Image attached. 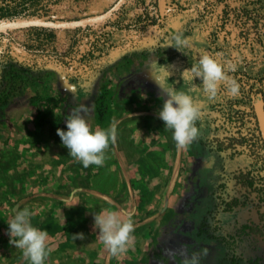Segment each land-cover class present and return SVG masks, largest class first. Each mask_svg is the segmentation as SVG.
Instances as JSON below:
<instances>
[{
  "label": "rangeland",
  "instance_id": "1",
  "mask_svg": "<svg viewBox=\"0 0 264 264\" xmlns=\"http://www.w3.org/2000/svg\"><path fill=\"white\" fill-rule=\"evenodd\" d=\"M114 2L41 0L50 7L49 15L0 21L75 19L96 15ZM26 28L3 31L5 37H0V54L9 51L15 59L34 63L38 77L9 85L7 98L0 99V263H13L23 256L21 250L14 256L17 248L7 235L8 221L15 211L27 207L33 213L30 222L34 227L43 223L40 226L44 228L68 227L85 234L89 221L80 216L87 217L89 197L93 196L89 180L94 177L112 183L120 178L116 168L113 173L104 169L95 173L98 166L84 168L68 154L57 129L67 131L70 110L81 103L89 106L85 119L93 130L116 124L117 139L109 149L119 150L127 160L122 162L126 170L128 159L132 160L126 154L135 152L134 143L152 134L156 138L172 132L158 116L167 97L161 96L154 78L165 88L187 91L191 85L183 81L181 73L207 52L226 66L235 67L228 74L239 84V94L226 95L223 85L212 99L199 90L190 93L201 107L196 121L200 135L191 143L197 164L190 172L181 170L180 178L187 180V189L179 209L167 203L144 206L150 212L167 215L158 222L160 230L155 234L162 242L154 241V248L166 253L167 249L187 248L199 258L203 256L208 262L205 264H213L229 250L264 264V235L251 232L247 226L259 223L264 189L245 187L234 177L241 170L250 171L259 178L257 186L264 185V156L255 162L248 145L220 148L216 144V138L241 132L248 141L252 138L263 144L260 153L264 155V0H125L99 23L49 28L52 32ZM174 34H182L189 41L181 49L183 53L167 47ZM193 83L199 85L202 80L196 77ZM147 169L140 163V173ZM71 192L78 196L79 205L65 208L67 201L62 199ZM210 192L218 202L233 197L239 202L230 211L207 215L205 223L216 238L199 233L204 214L212 208ZM140 202L143 207V200ZM77 212L80 216L74 219ZM168 215L186 220H167ZM155 222L147 223L142 231H149ZM84 237L80 239L83 245L88 240Z\"/></svg>",
  "mask_w": 264,
  "mask_h": 264
},
{
  "label": "crops",
  "instance_id": "2",
  "mask_svg": "<svg viewBox=\"0 0 264 264\" xmlns=\"http://www.w3.org/2000/svg\"><path fill=\"white\" fill-rule=\"evenodd\" d=\"M132 146L135 152H129L130 156L126 154L127 159L128 157L132 159L131 161L128 159L126 170L122 162L127 160L123 155H119V150L108 148L103 166H98L99 168L95 171V173L101 172L104 169L106 173H108V170L113 173L116 168V171L120 174V178L116 179V182H101L94 177L89 180V189L93 196L89 197L87 217L80 216L78 212L73 215L74 219H78L80 216L81 218H87L89 221V229L84 234L88 240L83 242L84 245L81 244L80 239L74 240L73 235L76 232L68 230V227H58L56 230L44 228L43 225L40 226L43 223H38V226L35 225V227L48 232L47 248L49 249V255L44 264H183L185 256L181 255L182 251L189 258L193 255L187 248L185 250L180 248L167 249V253L161 248L155 249L153 242H162V237L155 234L156 230H160L158 222L164 221L165 219L160 217L167 215L161 212H150L149 208L144 207L158 206L162 203H167V206L175 207V209L181 207L179 204L186 200L183 192L185 193L187 189V180L180 178L181 170L184 168L185 172H190L197 164L191 144L178 149L171 132V134L156 135V138L152 134L148 138L137 141ZM115 152L117 153L116 157ZM158 162L163 163L161 168L156 171V167L159 165ZM140 163L148 168L145 174L139 172ZM82 188V186L77 187L78 190H82ZM62 200L67 201L64 204L65 208L71 205H79L78 196H73L72 192L70 196L68 195L67 198ZM141 200H143V207H140ZM105 209L120 213L122 220L127 219L130 215L134 223V232L131 234L133 239L126 246L124 252L115 256L99 241L98 229L94 227V214H98ZM168 217L167 220H186L176 215V218L172 215H168ZM58 219L61 221L60 218ZM151 221L157 223L155 222V225H152L153 227L149 231H142V227ZM150 240H152L151 243ZM19 251L20 249H16L13 252L14 256ZM155 252L158 255L154 256ZM215 255L220 256L219 254ZM53 257L54 259H51ZM205 263L208 262L205 261L203 256L199 258V264ZM8 264H30V262L21 256L18 261Z\"/></svg>",
  "mask_w": 264,
  "mask_h": 264
},
{
  "label": "clouds",
  "instance_id": "3",
  "mask_svg": "<svg viewBox=\"0 0 264 264\" xmlns=\"http://www.w3.org/2000/svg\"><path fill=\"white\" fill-rule=\"evenodd\" d=\"M189 41L182 34H174L167 43V47H174L180 52L187 47ZM183 53V52H182ZM235 70L233 65L221 63L215 56L202 52L196 63L190 69H184L182 79L191 87L187 91L177 90L174 87L165 88L158 78H154L161 89V96L167 97L162 108L158 111L159 118L167 129L172 130V138L178 149L187 147L196 140L200 133L196 121L201 116V107L190 95L192 91H202L205 96L215 98L223 85L225 94L234 97L239 94V84L228 71ZM199 77L202 83H193ZM90 107L79 104L73 107L67 118V131L57 129V135L62 144L68 149V154L81 162L84 168L90 165L103 166L106 159V150L117 139L116 124L113 122L107 129L97 127L93 130L85 119ZM32 212L25 207L15 211L14 217L8 221L10 237L9 243L22 251L23 257L30 264H44L49 249L47 248L48 232L34 227L30 222ZM121 214L109 209L94 214V227L98 229L99 241L115 256L126 250V246L133 239L134 223L130 217L122 220ZM75 239H84L83 233L73 235ZM207 254V250L203 251ZM185 256L183 264H199V254L193 253L189 258Z\"/></svg>",
  "mask_w": 264,
  "mask_h": 264
},
{
  "label": "trees",
  "instance_id": "4",
  "mask_svg": "<svg viewBox=\"0 0 264 264\" xmlns=\"http://www.w3.org/2000/svg\"><path fill=\"white\" fill-rule=\"evenodd\" d=\"M41 0H0V19L1 18H15V17H24V16H46L50 14V7L44 6L40 3ZM246 12L248 9L243 8ZM88 26V25H87ZM33 29H41L43 31L52 32L53 29H49L46 27H32ZM31 28V29H32ZM30 29V28H26ZM22 29V30H26ZM7 32H11L8 30ZM0 37H5L4 32H0ZM8 48V47H7ZM6 51V50H5ZM44 51V50H43ZM53 52V51H52ZM34 67L36 65L34 63H30L27 60H19L15 59L9 51L3 52L0 54V99L2 97L7 98L10 89L6 91V87L9 85H17V83H24L28 79H38L37 76L34 75ZM38 69V68H37ZM7 78L6 84L3 86V80ZM40 78V77H39ZM17 79V80H16ZM264 83V75L261 77ZM16 80V82H15ZM16 83V84H15ZM10 86V87H12ZM4 91H6L4 93ZM4 93V95H2ZM4 98V99H5ZM216 144L220 148L232 147L237 144L240 145H248L250 149V155L253 157L255 162H258L264 155L260 153V149L263 147V144L258 143V141L252 138L247 139L246 135L243 133H239L237 136L227 135L222 138H216ZM221 166V165H220ZM236 181L240 182L245 187H251L254 190L264 189V185H258V176H255L250 171H239L234 174ZM208 189L212 190L213 185H208ZM211 193V192H210ZM264 197V191H263ZM209 203L212 205V208L209 209L199 225V233H205L207 237L216 238L217 235L214 233L213 229L206 225L205 219L209 213L212 211H230L234 206L238 205L237 198H232L230 200H224L222 202H218L217 199L210 194ZM251 232L264 235V209L259 212V223L256 224H248L247 225ZM220 239H224L220 234ZM213 264H258L257 259L252 258H244L242 254L234 253L231 251H227L225 255L216 258L213 261Z\"/></svg>",
  "mask_w": 264,
  "mask_h": 264
},
{
  "label": "water",
  "instance_id": "5",
  "mask_svg": "<svg viewBox=\"0 0 264 264\" xmlns=\"http://www.w3.org/2000/svg\"><path fill=\"white\" fill-rule=\"evenodd\" d=\"M125 0H115V2L106 10L91 16L79 17L75 19H45V18H16L6 21H0V32L21 29L26 27H47L54 29H71L89 24L99 23L114 13Z\"/></svg>",
  "mask_w": 264,
  "mask_h": 264
}]
</instances>
